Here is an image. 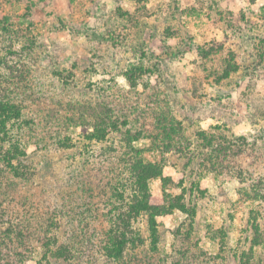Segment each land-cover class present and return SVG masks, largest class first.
I'll return each mask as SVG.
<instances>
[{
  "label": "rangeland",
  "instance_id": "1",
  "mask_svg": "<svg viewBox=\"0 0 264 264\" xmlns=\"http://www.w3.org/2000/svg\"><path fill=\"white\" fill-rule=\"evenodd\" d=\"M0 264H264V0H0Z\"/></svg>",
  "mask_w": 264,
  "mask_h": 264
},
{
  "label": "trees",
  "instance_id": "2",
  "mask_svg": "<svg viewBox=\"0 0 264 264\" xmlns=\"http://www.w3.org/2000/svg\"><path fill=\"white\" fill-rule=\"evenodd\" d=\"M13 108L16 109V107ZM116 128L117 126L114 125V123H109ZM131 129H127L125 132L127 135L131 134ZM94 133L92 134L93 138ZM97 138H102L104 136V129L103 133L100 135H94ZM133 140L138 139V135H135L133 137H130ZM129 138V139H130ZM164 146H168L167 143H165ZM20 154H23L22 151H19ZM12 158V157H10ZM139 160L137 159L136 162H134V165H132V183H133V193H132V202L128 205L131 209L134 210L135 214H139L140 212L145 213L149 221L154 225V217L161 213H167L173 208H177L176 205L173 203H166V198L164 196V202L161 205H156L154 203H151L150 197L151 194L148 193V185H147V179L151 177L159 176L162 178V180H165L164 177H162V168L161 166L156 162L141 161L140 169L136 171L135 163H137ZM8 164H10V160L8 161ZM13 167V166H12ZM14 168V167H13ZM134 169V173H133ZM13 171L19 175V170L17 168H14ZM182 208V206H179ZM124 212L120 211L111 221L110 219V226L108 229H106V239L103 240V250L105 253L109 256L117 257L120 254H122L123 246L125 245L126 241L128 240V237L126 235V232L124 230H121V227H127L128 222L123 217ZM112 218V217H111Z\"/></svg>",
  "mask_w": 264,
  "mask_h": 264
}]
</instances>
